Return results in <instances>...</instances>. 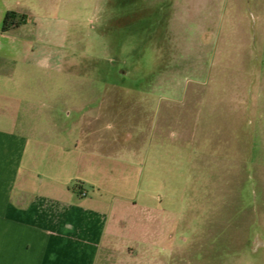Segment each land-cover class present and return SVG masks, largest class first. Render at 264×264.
Masks as SVG:
<instances>
[{"label": "rangeland", "instance_id": "obj_1", "mask_svg": "<svg viewBox=\"0 0 264 264\" xmlns=\"http://www.w3.org/2000/svg\"><path fill=\"white\" fill-rule=\"evenodd\" d=\"M39 13L62 58L26 120L52 147L40 170L83 182L136 264H264V0Z\"/></svg>", "mask_w": 264, "mask_h": 264}, {"label": "crops", "instance_id": "obj_2", "mask_svg": "<svg viewBox=\"0 0 264 264\" xmlns=\"http://www.w3.org/2000/svg\"><path fill=\"white\" fill-rule=\"evenodd\" d=\"M55 2L0 0V89L13 88L0 92V264H136V251L120 246L110 211L87 199L83 182L75 191L50 163L38 167L52 147H39L26 120L35 116L34 89L46 86L37 72L59 68L62 59L39 15Z\"/></svg>", "mask_w": 264, "mask_h": 264}, {"label": "trees", "instance_id": "obj_3", "mask_svg": "<svg viewBox=\"0 0 264 264\" xmlns=\"http://www.w3.org/2000/svg\"><path fill=\"white\" fill-rule=\"evenodd\" d=\"M13 16V13L12 12H8L7 14H6V17H5V19H4V25H3V30L5 31V30H7V25H8V23H9V20H10V18ZM12 24V23H11Z\"/></svg>", "mask_w": 264, "mask_h": 264}]
</instances>
